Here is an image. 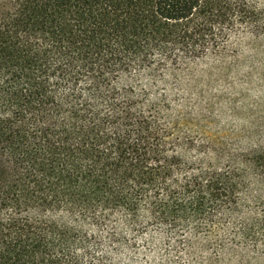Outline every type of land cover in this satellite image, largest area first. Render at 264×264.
I'll return each instance as SVG.
<instances>
[{
	"label": "trees",
	"instance_id": "obj_1",
	"mask_svg": "<svg viewBox=\"0 0 264 264\" xmlns=\"http://www.w3.org/2000/svg\"><path fill=\"white\" fill-rule=\"evenodd\" d=\"M245 48L264 0H0V264H264V126L201 132Z\"/></svg>",
	"mask_w": 264,
	"mask_h": 264
},
{
	"label": "rangeland",
	"instance_id": "obj_2",
	"mask_svg": "<svg viewBox=\"0 0 264 264\" xmlns=\"http://www.w3.org/2000/svg\"><path fill=\"white\" fill-rule=\"evenodd\" d=\"M262 1V0H261ZM249 48V47H248ZM256 49H244L241 54L240 67L235 66L229 72V78L237 76L236 81L242 92L234 94L233 87L229 84V80H218L211 83L207 99L211 103L210 111L200 114V118L205 120L206 124L201 122V132L206 135H214V141L218 143V138L221 141H226V138H234L235 141L240 139L236 135L248 130L264 126V80L259 79L257 73L264 75V48L260 52ZM251 65L259 67V70L250 68ZM224 71L227 68L222 69ZM256 72L251 78L247 76L249 72ZM222 107V110L221 108ZM227 108V110H226ZM233 129V130H232ZM246 143V142H237ZM136 264H148L150 260L143 257L142 254L137 257L132 256ZM155 264H163L159 258L155 259Z\"/></svg>",
	"mask_w": 264,
	"mask_h": 264
}]
</instances>
